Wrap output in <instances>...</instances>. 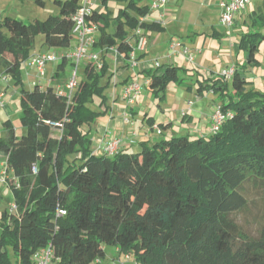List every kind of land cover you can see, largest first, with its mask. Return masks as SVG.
Here are the masks:
<instances>
[{
    "label": "trees",
    "instance_id": "16d2710c",
    "mask_svg": "<svg viewBox=\"0 0 264 264\" xmlns=\"http://www.w3.org/2000/svg\"><path fill=\"white\" fill-rule=\"evenodd\" d=\"M96 1L107 7L108 0ZM117 1L126 4L117 16L92 8L86 22L101 33L94 48H114L128 60L130 33L163 28L140 21L149 7ZM53 2L58 15L42 21L0 14V71L22 86L21 135L7 123L0 140L16 207L15 214L5 207L0 217V264H34L33 255L45 247L52 249L55 264H92L104 260L105 246L133 264H264V223L250 235L239 220L249 205L247 187L264 186V93L251 89L245 75L257 65L264 36L252 33L239 40L246 63L233 67L230 80L220 75L195 80L198 95L227 97L219 109L228 117L218 131L208 137L161 138L141 144L138 152L95 155L89 133L105 112L87 104L96 98L106 107L104 91L112 75L104 57L99 70L93 63L83 65L70 96L53 85L27 90L22 83V65L36 49L68 48L73 39L79 0ZM258 19L264 22V2ZM65 61L53 79L64 71ZM188 72L172 65L158 68L147 73V88L162 101L168 86L184 83ZM58 210L65 215L58 217Z\"/></svg>",
    "mask_w": 264,
    "mask_h": 264
},
{
    "label": "crops",
    "instance_id": "0c3cea01",
    "mask_svg": "<svg viewBox=\"0 0 264 264\" xmlns=\"http://www.w3.org/2000/svg\"><path fill=\"white\" fill-rule=\"evenodd\" d=\"M21 1L24 5L28 0ZM82 1L79 0L80 5ZM92 1L94 9L109 11L112 17L117 16L119 11L126 6L122 2L125 5L112 8L107 3L105 8L99 1ZM154 1L137 0L142 7H150ZM230 1L169 0L165 7L149 11L144 21L159 24L163 29L143 32L147 39V45L144 51L136 53L134 66L114 48L97 49L92 45L90 52H96L99 57H104L112 75L111 82L104 91L109 101L104 111L105 115L92 124L89 133L92 140L91 148L95 155H104L99 146L114 140H121L118 151L138 152L141 144L151 145L161 138L179 136L197 138L211 135L212 118L220 103H218V99H213V95L217 94L203 93L198 95L195 80L197 78L216 79L224 70L243 66L246 63V56L244 51L238 48L239 40L255 30L259 32L254 33H260L264 36V22L258 19L263 12L264 1L250 0L245 9L234 17L233 27L226 29L220 25L219 20L222 4ZM4 12L2 11L0 14L5 16ZM258 22L261 24L260 27L256 25ZM107 31L112 33V28L109 27ZM100 35V31L96 29L92 35L93 41H97ZM130 35L132 36V33ZM173 42H179L182 46H186L190 50L193 62H188L180 54L171 55L169 47ZM261 43L264 44V40ZM76 45L77 41L75 46L71 45L65 51L43 46L39 47L38 50L36 49L31 56L55 53L60 62L65 58V62L71 64L69 56L74 52ZM258 53H260V59H257ZM256 60L257 65L253 67L254 71H252L254 78L247 77V79L251 89L264 93V46L262 44L259 45ZM166 65L187 69L191 71L188 72L187 76L191 77L183 76L185 81L182 84H170L166 89L162 103H160L161 101L147 88L149 82L147 73ZM56 66L55 63L46 64L44 77L47 67L51 76L47 79L44 77L39 79L35 70L23 64L21 75L24 89L31 90L35 84H39L41 88L53 85L58 91L68 94L66 85L70 78L63 76L67 65L63 73H58V78L53 79ZM249 70H253L252 67H248L247 72ZM192 74H198V76H192ZM68 76H71V73ZM59 81L63 83L60 84ZM105 83V80H102V84ZM131 83H137L141 90L133 104H128L124 98V89ZM55 84L57 85L55 86ZM21 87V85H14L11 78L0 71V98L5 103L4 107L0 108V140L6 137L7 123L14 128L15 134L19 128V126L16 127L14 119L19 115L21 116L19 105ZM167 93L173 96L171 104L166 100ZM219 98L222 99V97ZM97 112L103 113L101 110ZM157 130H160L161 133L158 134ZM5 160L6 157L0 153V164ZM115 250L118 253L116 248ZM121 258L118 253L116 262L107 261L108 263H104L102 260L99 261L100 263H95L125 264L126 261ZM127 264L132 263L127 262Z\"/></svg>",
    "mask_w": 264,
    "mask_h": 264
},
{
    "label": "built area",
    "instance_id": "2783aa9c",
    "mask_svg": "<svg viewBox=\"0 0 264 264\" xmlns=\"http://www.w3.org/2000/svg\"><path fill=\"white\" fill-rule=\"evenodd\" d=\"M250 0H231L228 3L222 4V10L220 13V25L225 27L226 29H230L234 25V17L242 12L245 9V6L249 3ZM169 0H155L149 7V11H155L160 8L165 7L168 4ZM94 3L92 0H83L80 7L76 11L73 16L74 26L72 29L73 36H76L77 45L74 52L69 56L70 61L73 63L74 70L71 73V78L69 79L66 88L71 94L72 90L77 85V70L81 65L86 63H93L96 65L99 70L102 65L99 61V55L96 52H90V48L94 44L92 35L97 29L96 25L90 24L88 25L86 22V18L91 13V9L93 8ZM144 18H141L142 22ZM130 46L132 47V51L129 55L128 61L131 65L136 64V53L144 51L147 45V39L143 33V31L139 28L133 31V34L129 40ZM170 54L182 55L188 62H193V57L190 53V50L186 46H182L179 42H173L170 44ZM59 57L55 53L51 54H41V55H33L30 56L24 64H26L29 68L35 70L37 78L42 79L45 74V66L47 63H55L59 61ZM234 68H229L220 73V76L225 80H230L233 76ZM140 86L137 83H131L124 89V98L127 100L128 104H133L136 97L140 94ZM59 94L62 92L59 91ZM5 105L4 100L0 98V108H3ZM228 117L221 113V110L216 108L212 123L210 127L211 134L215 133L219 130L224 119ZM57 128H61L60 124H51ZM157 133H160V130H157ZM121 144V140H114L108 144L100 145L99 149L103 151V153L107 156H114L117 154L119 150V146ZM33 173H36V169L33 168ZM12 178V172L9 169L7 161L5 160L0 164V184L8 185L9 181ZM14 184H18L16 180H14ZM18 186V185H17ZM15 210L16 207L13 205L10 208V212ZM65 212L63 210H58L57 216H64ZM124 259L129 261V256L125 255ZM34 264H55L53 252L50 247H45L38 250L33 255ZM99 263V261H97ZM117 264V263H112Z\"/></svg>",
    "mask_w": 264,
    "mask_h": 264
},
{
    "label": "rangeland",
    "instance_id": "374dc122",
    "mask_svg": "<svg viewBox=\"0 0 264 264\" xmlns=\"http://www.w3.org/2000/svg\"><path fill=\"white\" fill-rule=\"evenodd\" d=\"M42 1L44 2L43 6L36 5L33 0L26 1L27 3H25L24 5H22L21 0H1V2H0V13L2 11H5L4 12L5 16H10V17L19 19V20L24 21V22H29V21H32L34 19L44 20L50 15L51 16L58 15L59 8L53 2V0H42ZM81 1L82 0H80V2ZM122 5H125V4L120 2V1H117V0H108V6L109 7L114 8L116 6H122ZM256 25L259 27L261 26L260 22H258V24H256ZM254 32H259V31L255 30L253 32H250L249 34H252ZM37 41H38L37 43L39 45L40 42L42 41V36H39ZM75 44H76V36H73V39L71 41L70 46L71 45L75 46ZM261 44H262V46H264L263 43H261ZM66 49L67 48H61V49H57V50L65 51ZM257 59H260V53H258ZM59 63H60V60L55 62V64H57L55 72L59 71L58 70V64ZM47 64H51V63H47ZM66 64H67V69L64 71L63 76L71 78V76H68V75L73 72L74 66H72L70 63H66ZM252 69L253 70H249V72H247L245 75H246V77L253 79L254 76H253L252 71H254V68L252 67ZM46 70L47 71H46V75L44 78L47 79L51 76V74H49L50 70L48 67L46 68ZM263 70H264V66H263ZM81 71H82V65L77 70L76 81H79L81 79ZM60 80H62V79H60ZM57 83H58V81H57ZM59 83L61 84L63 82L59 81ZM56 85L57 84H55V86ZM254 87L257 88L256 85H254ZM167 94H168V96H167L166 100L169 102V104H171V102L173 101V96L170 93H167ZM213 99L214 100L218 99L219 100L218 103L222 104V99H224L226 101L227 97H223L221 99L217 95H213ZM94 100L95 101L93 103L87 104L88 108L90 110H93V111L101 110L102 112H104L106 110V107L105 106L100 107L98 100L96 98H94ZM108 102L109 101L107 100L106 104H105L106 106H108V104H109ZM160 103H162V101ZM20 117L21 116L19 115L14 119V123H15L16 127L18 128V126H19V128L16 130L17 136L21 135V129H20V125H19ZM101 117H103V116H100L99 119ZM98 155H101V154H98ZM0 185H1L0 186V190H1L0 191V193H1L0 194V217H1L2 211L4 210V208L5 207L8 208L9 206L11 207V205L13 204V195H12L11 191L7 188L6 185H3V184H0ZM247 194L249 197V205H248V208L244 212H241V214L239 216V220H240V223L242 225L243 231L246 232L247 234L252 235V234H255L256 231L258 230V228L261 227V225L264 223V186H262L260 188L248 186L247 187ZM10 213L15 214L16 211L13 210ZM104 251H105L104 263H106L107 261H109L110 263L117 261L118 253H116L115 247L105 246ZM119 255H121V257H122L121 259L123 260L124 255L123 254H119ZM127 262L132 263V261L129 260V261H126L125 264H127ZM92 264H96V263L94 262Z\"/></svg>",
    "mask_w": 264,
    "mask_h": 264
}]
</instances>
